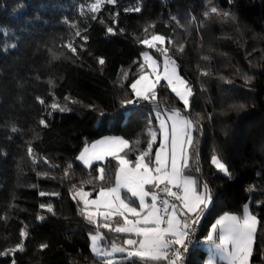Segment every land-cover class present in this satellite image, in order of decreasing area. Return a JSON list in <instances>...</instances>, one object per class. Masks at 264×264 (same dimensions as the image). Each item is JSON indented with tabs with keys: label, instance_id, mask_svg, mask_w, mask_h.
Here are the masks:
<instances>
[{
	"label": "trees",
	"instance_id": "trees-1",
	"mask_svg": "<svg viewBox=\"0 0 264 264\" xmlns=\"http://www.w3.org/2000/svg\"><path fill=\"white\" fill-rule=\"evenodd\" d=\"M93 1L0 0V264H105L90 252L88 235L96 229L81 215L82 203L72 198L71 186L95 197L101 185L114 184L116 162L109 157L110 163L85 168L76 156L86 143L109 135L129 140L124 151L134 160L147 147L148 130H156L147 112L173 109L198 123L193 134L198 157L186 174L206 182L213 194L197 238L203 241L218 215L240 214L248 203L260 221L250 264H264V0H116L95 14L87 5ZM212 7L235 19L205 18ZM153 23L146 34L144 28ZM153 33L165 36L158 47L169 49L180 76L192 85L187 110L164 83L156 89V104L121 106L135 98L130 85L140 75L141 53L160 54L139 42ZM69 42L76 54L66 47ZM53 103L71 111L54 110ZM214 154L231 178L211 163ZM98 166L105 167L103 181ZM25 231L27 238L21 235ZM100 232L122 245L123 234ZM21 243L24 251L13 254ZM43 243L49 247L41 250ZM205 255L196 245L187 264H203Z\"/></svg>",
	"mask_w": 264,
	"mask_h": 264
},
{
	"label": "snow or ice",
	"instance_id": "snow-or-ice-1",
	"mask_svg": "<svg viewBox=\"0 0 264 264\" xmlns=\"http://www.w3.org/2000/svg\"><path fill=\"white\" fill-rule=\"evenodd\" d=\"M105 2L114 4L116 0H94L90 11L93 14L98 13ZM135 11L140 9L136 8ZM204 15L205 18L216 15L235 19L234 15L222 12L216 7H212ZM91 19H97V16L93 15ZM172 19L179 24L177 18ZM100 22L103 23L102 20ZM149 27L154 28L155 24L144 28L146 34ZM106 30L116 35L112 27H107ZM75 35L87 43V36H81L79 30ZM165 39V36L153 33L150 38L146 36L139 41L149 49H155L161 53L164 57L163 71H160L157 59H154L152 55L144 54V63L140 65V75L130 85L135 98L122 100L120 102L122 107L135 106L140 101L156 104L158 96L156 89L161 81H165L164 87L170 88L175 93L184 109L190 108V98L194 95L192 85L179 75V65L168 55L169 49L158 47V44H164ZM66 47L76 54L77 49L71 42ZM183 50V45L178 46V52L182 53ZM98 63L104 65L105 59L99 57ZM145 66L151 69L150 73L145 71ZM202 75L208 76L209 73L204 71ZM123 78L127 80V73ZM251 79L245 76L246 81ZM37 99L40 104L45 103L40 97ZM51 108L60 112L71 111L57 103L51 104ZM157 118L159 119L158 131L148 130L147 135L150 139L146 150L139 151L134 160H130L128 153L124 151L130 147V141L123 137H106L98 140L84 147L77 157L88 168H92L96 161L110 163L108 157L116 162L114 186L101 185L96 199H88L91 193L84 191L83 187L71 186L72 198L75 200L79 197L77 203L83 204L81 215L96 229V234L90 235L91 251L95 256L105 259V264H114L110 257L116 253L134 258L130 264H137V261L143 264H186L189 249L194 243L196 228L204 213L213 204V194L208 184L200 183L186 174V170L190 168V161L198 157L193 135L200 130L198 123L189 116L183 115L180 109L171 110L166 117L158 113ZM40 124L45 128L49 127L44 119L40 120ZM12 131L15 132L17 129L13 127ZM158 134L161 141L153 155V146L156 144ZM139 143L140 141L137 140L136 144ZM28 152L30 156L33 155L31 147ZM122 152L124 155H121ZM33 160L39 162L35 156ZM44 162L47 163V161ZM211 163L220 173L231 178L229 167L221 157L214 154L211 157ZM68 167L70 168L71 165ZM97 171L98 179L103 181L105 167L98 166ZM41 175L47 176V173H41ZM64 175H68L67 171ZM86 183H92V181L89 180ZM160 193L164 194L163 198ZM135 201H138V205ZM47 211L55 215L51 206L47 207ZM116 217H119V220H115ZM259 224L260 221L247 204L243 206L242 215L223 213L204 236L203 242L209 246L210 252L204 264H218V262L250 264ZM101 229L123 234L122 245L113 241L110 250L102 248L100 242L104 237L100 232ZM21 235L28 237L26 231ZM48 247L46 243L40 245L41 250ZM15 251L23 252L24 244L17 245L13 254Z\"/></svg>",
	"mask_w": 264,
	"mask_h": 264
},
{
	"label": "rangeland",
	"instance_id": "rangeland-1",
	"mask_svg": "<svg viewBox=\"0 0 264 264\" xmlns=\"http://www.w3.org/2000/svg\"><path fill=\"white\" fill-rule=\"evenodd\" d=\"M94 3V1L93 2H90V3H88L87 5L91 8V5ZM164 45V44H163ZM158 46H161V45H159L158 44ZM144 54H148V55H152V53L149 51V50H145V51H143L142 53H141V59H142V61H143V63H144V60H143V55ZM153 56V55H152ZM153 58L154 59H157V62H158V64L160 65V71L162 72L163 71V62H164V57L161 55V53L159 54V56L156 58V57H154L153 56ZM146 72H151V69H149V68H147V66H146V70H145ZM180 75V74H179ZM153 79H154V77H153ZM160 83H164V84H166V82L165 81H161ZM170 89V88H169ZM171 90V89H170ZM133 93V92H132ZM173 93V92H172ZM174 95H175V93H173ZM133 95H134V93H133ZM176 96V95H175ZM134 97H135V95H134ZM178 98V97H177ZM178 100H179V98H178ZM180 101V100H179ZM181 102V101H180ZM158 113L159 112H157V111H151V112H147V115H148V117L151 119V118H154L155 119V121H156V130L155 131H158V129H159V119L157 118V116H158ZM170 112H164V113H159V115L160 116H162V117H166L168 114H169ZM106 137H121V136H109V135H106V136H102V137H100V138H97V139H95V140H93V141H91V142H89V143H86L84 146H82V148L80 149V151L78 152V154H77V156H76V161L77 162H79L82 166H84L85 168H88L87 166H85L80 160H78L77 159V157L79 156V154L83 151V149H84V147H86V146H89V145H91L92 143H95L96 141H98V140H101V139H104V138H106ZM160 141H161V137L159 136V134H158V136H157V143H158V145H159V143H160ZM146 150V149H145ZM157 150V147H156V149L154 150V152H153V155H154V153H155V151ZM109 158V157H108ZM97 163H99V164H102L103 162H100V161H96V162H94L93 163V165L94 164H97ZM116 170H117V166H116ZM116 174V173H115ZM114 183H115V178H114ZM112 186H114V184L112 185ZM122 193H123V190H122ZM97 195H98V193L96 194V196L95 197H88V199H96L97 198ZM77 199L79 200V197H77ZM134 200H135V198H133ZM150 199V198H149ZM214 202V201H213ZM135 203H136V205H138V201H135ZM247 205H248V203H247ZM211 207V206H210ZM210 207H209V209H210ZM82 208H83V204H82ZM208 209V210H209ZM207 210V211H208ZM206 211V212H207ZM206 212L204 213V215L206 214ZM241 215H242V212L240 213ZM203 215V216H204ZM221 215H223V213L222 214H220V215H218L217 217H216V219H218L219 218V216H221ZM215 219V220H216ZM213 223H215V221L213 222ZM212 225V224H211ZM210 225V226H211ZM210 230V227H209V229H208V231ZM92 234H96V233H91V234H89L88 235V243H89V249H90V252H91V254H92V256L93 257H95V258H100V257H97V256H95L93 253H92V251H91V241H90V235H92ZM102 234V233H101ZM103 235V237H104V239L100 242V244H101V247L102 248H105V249H109L110 250V246H111V244H112V242H109V241H107V240H105V235L104 234H102ZM118 245H120V244H118ZM203 245V244H202ZM202 245H201V247H202ZM204 248H205V252H206V256H205V258H204V260H203V264H204V261H206V259H207V257L210 255V252H209V246L208 245H204L203 246ZM123 255H124V257H123ZM122 258H129V257H127V255L126 254H122V253H116V254H114L112 257H110V259H112L114 262H116V261H118V260H120V259H122ZM100 259H103V258H100ZM104 262H105V259H104ZM218 263H221V262H218Z\"/></svg>",
	"mask_w": 264,
	"mask_h": 264
},
{
	"label": "built area",
	"instance_id": "built-area-1",
	"mask_svg": "<svg viewBox=\"0 0 264 264\" xmlns=\"http://www.w3.org/2000/svg\"><path fill=\"white\" fill-rule=\"evenodd\" d=\"M161 187H162V186H161ZM160 195H161L162 198L164 197V194H163V193H160ZM169 199H171V198H169ZM177 203H178V202H177ZM198 231H199V227L196 228V231H195V234H194V243H193V245L190 247L189 252H190V250L193 249L196 245H198V244H202V242H203L201 239H198V238H197ZM188 256H189V254H188ZM187 260H188V258H187ZM187 260H186V264H187Z\"/></svg>",
	"mask_w": 264,
	"mask_h": 264
},
{
	"label": "crops",
	"instance_id": "crops-1",
	"mask_svg": "<svg viewBox=\"0 0 264 264\" xmlns=\"http://www.w3.org/2000/svg\"><path fill=\"white\" fill-rule=\"evenodd\" d=\"M210 227H211V226H210ZM203 241H204V239H203ZM202 244H203V245H202ZM202 244H201V245H202L201 248H202V250L205 252V248L203 247V246L205 245L204 242H202ZM205 254H206V252H205ZM205 256H206V255H205ZM218 264H221V263H218Z\"/></svg>",
	"mask_w": 264,
	"mask_h": 264
},
{
	"label": "water",
	"instance_id": "water-1",
	"mask_svg": "<svg viewBox=\"0 0 264 264\" xmlns=\"http://www.w3.org/2000/svg\"><path fill=\"white\" fill-rule=\"evenodd\" d=\"M200 223H201V221H200Z\"/></svg>",
	"mask_w": 264,
	"mask_h": 264
}]
</instances>
